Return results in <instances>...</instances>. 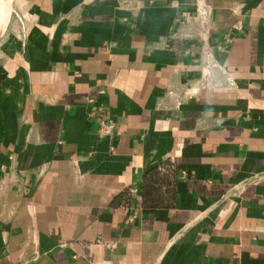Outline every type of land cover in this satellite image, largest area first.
<instances>
[{
	"label": "crops",
	"instance_id": "obj_1",
	"mask_svg": "<svg viewBox=\"0 0 264 264\" xmlns=\"http://www.w3.org/2000/svg\"><path fill=\"white\" fill-rule=\"evenodd\" d=\"M19 5L0 264H264V0Z\"/></svg>",
	"mask_w": 264,
	"mask_h": 264
},
{
	"label": "rangeland",
	"instance_id": "obj_2",
	"mask_svg": "<svg viewBox=\"0 0 264 264\" xmlns=\"http://www.w3.org/2000/svg\"><path fill=\"white\" fill-rule=\"evenodd\" d=\"M5 1L8 3V0ZM12 5L10 7L7 23L0 30V45L9 38L14 37L15 35L18 36V34L23 30L22 24L24 26V16L20 9L21 6L19 5V0H14Z\"/></svg>",
	"mask_w": 264,
	"mask_h": 264
},
{
	"label": "bare ground",
	"instance_id": "obj_3",
	"mask_svg": "<svg viewBox=\"0 0 264 264\" xmlns=\"http://www.w3.org/2000/svg\"><path fill=\"white\" fill-rule=\"evenodd\" d=\"M13 1L14 0H8V3H6L7 1L0 0V30L7 23V20H8V17H9V13H10V7H11Z\"/></svg>",
	"mask_w": 264,
	"mask_h": 264
},
{
	"label": "built area",
	"instance_id": "obj_4",
	"mask_svg": "<svg viewBox=\"0 0 264 264\" xmlns=\"http://www.w3.org/2000/svg\"><path fill=\"white\" fill-rule=\"evenodd\" d=\"M234 27L238 28L239 26L238 25H235ZM102 126L100 127V129L102 131H104V127L106 126L105 124H101ZM107 128H109V126H107ZM242 189H243V185L241 184H237L235 185L234 187H232L231 190H229L226 195H225V198L226 199H234L236 197H238L240 195V193L242 192ZM224 198V200H225Z\"/></svg>",
	"mask_w": 264,
	"mask_h": 264
}]
</instances>
